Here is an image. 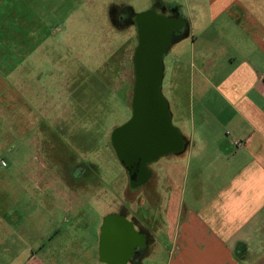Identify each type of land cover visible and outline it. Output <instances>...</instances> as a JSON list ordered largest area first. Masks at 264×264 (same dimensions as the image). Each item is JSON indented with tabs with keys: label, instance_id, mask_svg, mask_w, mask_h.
Returning a JSON list of instances; mask_svg holds the SVG:
<instances>
[{
	"label": "rangeland",
	"instance_id": "rangeland-1",
	"mask_svg": "<svg viewBox=\"0 0 264 264\" xmlns=\"http://www.w3.org/2000/svg\"><path fill=\"white\" fill-rule=\"evenodd\" d=\"M174 3L184 7V0H0V175L6 177L0 184L10 190L5 206L16 207L5 224L20 225L25 216L28 226L37 224L28 237H43L49 249L55 244L49 235L64 221L80 218L65 211L72 207L66 201L78 193L83 196L74 210L87 213L82 221L93 234L88 238L87 232V241H95L103 207H121L119 196L125 207L141 193L146 208V188L130 189L111 134L133 118L138 33L132 20L148 11L173 18ZM191 41L186 51L175 45L163 57L161 94L176 129L179 112L191 110V81L199 78L186 67ZM64 144L74 149L69 166L57 158ZM78 163L88 175L75 180L72 167ZM36 174L44 177L40 191L29 178ZM95 197L106 204L98 205ZM120 211L109 216L124 217ZM157 224L154 233L166 245L146 264L161 262L169 244Z\"/></svg>",
	"mask_w": 264,
	"mask_h": 264
},
{
	"label": "crops",
	"instance_id": "crops-1",
	"mask_svg": "<svg viewBox=\"0 0 264 264\" xmlns=\"http://www.w3.org/2000/svg\"><path fill=\"white\" fill-rule=\"evenodd\" d=\"M174 4L173 14L189 33L170 48L186 51L191 37L186 67L199 78L191 81V110L177 117L184 150L149 166L146 210L141 193L125 207L118 195L121 207H103L95 241H87V232L88 238L93 235L82 221L87 213L74 210L83 194L68 196L72 207L65 211L72 209L80 218L57 227L49 235L55 244L47 249L43 237H28L27 230H36L37 224L28 226L25 216L20 225L14 223L16 213L9 217L15 226L4 223L16 207L5 206L10 190L0 184V264H106L98 255L101 220L120 209L137 233L147 229L146 256L128 264H146L165 247L154 233L158 220L169 244L163 260L150 264H264V0ZM5 178L0 175V182ZM29 178L36 191L43 188V175Z\"/></svg>",
	"mask_w": 264,
	"mask_h": 264
},
{
	"label": "water",
	"instance_id": "water-1",
	"mask_svg": "<svg viewBox=\"0 0 264 264\" xmlns=\"http://www.w3.org/2000/svg\"><path fill=\"white\" fill-rule=\"evenodd\" d=\"M136 22L139 43L134 55L133 118L112 131L111 143L122 165L144 175L138 182L141 186L150 179L148 165L185 148L180 131L172 126L161 86L163 57L175 41L188 36V25L179 15L164 18L154 11L137 15ZM137 237L134 226L124 217L108 216L100 240V259L106 264H128Z\"/></svg>",
	"mask_w": 264,
	"mask_h": 264
},
{
	"label": "flooded vegetation",
	"instance_id": "flooded-vegetation-1",
	"mask_svg": "<svg viewBox=\"0 0 264 264\" xmlns=\"http://www.w3.org/2000/svg\"><path fill=\"white\" fill-rule=\"evenodd\" d=\"M172 16L174 17L175 14H173ZM132 21L135 22L137 33H138V25L136 22V18ZM172 36H175V35L172 34ZM138 43H139V36H138ZM134 68H135V62H134ZM71 146H72L71 144L65 145V147H67V148L63 149L64 152L61 153V156L57 155V158L60 160V162L65 161L64 163L67 164L68 166L72 161H74L73 156H72V154H73L72 151L74 149H72ZM62 154H66L67 158L62 156ZM78 164H80V163H78ZM78 164H76L75 166L73 165V167H72V174L75 171V174H73L75 180L81 179L83 176L88 175V174H86L88 171V169H86L87 167H83L82 164H80V165H78ZM150 165H148V168ZM124 168H125L128 180H129V187L132 191L135 192V191H137L141 188H145L147 186L148 182L144 185H141V186L138 185V182L141 181L144 177V175L141 173V171L139 169L127 168L125 166H124ZM133 184L136 186L134 189L132 188ZM159 222L160 221L158 220V223ZM145 225H147V224H145ZM147 252H148L147 229H146V227H143V228L141 227L140 232L138 233V237L136 239V243H135L134 247L132 248L131 257L129 258V261H131L133 263H138L146 256Z\"/></svg>",
	"mask_w": 264,
	"mask_h": 264
},
{
	"label": "built area",
	"instance_id": "built-area-1",
	"mask_svg": "<svg viewBox=\"0 0 264 264\" xmlns=\"http://www.w3.org/2000/svg\"><path fill=\"white\" fill-rule=\"evenodd\" d=\"M2 166H5V163L4 162H2Z\"/></svg>",
	"mask_w": 264,
	"mask_h": 264
}]
</instances>
